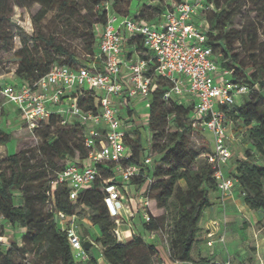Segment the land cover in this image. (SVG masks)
Instances as JSON below:
<instances>
[{
  "label": "trees",
  "instance_id": "16d2710c",
  "mask_svg": "<svg viewBox=\"0 0 264 264\" xmlns=\"http://www.w3.org/2000/svg\"><path fill=\"white\" fill-rule=\"evenodd\" d=\"M30 1L41 5V18L55 9L59 10L57 17L64 26L71 25L74 17L77 18L72 37L81 39L89 54L87 59H82L54 36H33L34 47H38L39 41L44 45L42 55L37 56L30 50L26 41L24 47L14 53L19 60L16 77L27 84L44 77L55 66L78 67L90 63L99 44L96 28L106 25L109 13L157 24L173 4L183 0H167L165 4V0H138L144 4L134 16L123 15L117 10L121 0H0V49L7 51L14 39L12 31L4 30V24L13 15V6L26 7ZM157 2L162 6H152ZM240 3L241 0H207L206 5L211 8L204 13L208 18L206 45L212 48L220 67L233 72L231 81L248 88L240 104L220 109L229 122L239 123L246 129L242 142L248 147L243 157L237 159L235 172L230 175L237 180L236 187L244 204L251 211L264 214V60L257 55L258 35L247 28L241 31L235 28L234 19L241 13ZM88 15L94 20H90ZM236 43L244 50L245 58L235 52ZM126 44L142 58L149 59L144 55L141 38L126 39ZM153 68L151 64V71L147 74L150 77L153 76ZM154 80L148 112L150 147L144 148L141 133L135 128L127 135L126 145L130 147L131 155L123 163L144 167V161L151 152L152 166H145L141 176L132 181V185L143 186L148 178L151 179L152 221L143 223L142 230L145 234L163 236L166 228L170 227L167 243L171 259L180 263H196L192 252L198 242L200 222L204 211L213 205L211 195L218 192V185L207 159H201L210 151L202 152L191 146L190 136L195 132L193 106L176 98L165 100L172 83L159 76H154ZM98 97L95 91L86 90L79 97V104L86 111L97 112ZM0 99L3 115L1 93ZM136 114L129 110L133 122ZM58 122L59 117L54 115L49 122L40 123L39 126L57 127V130L53 134H44L45 145L39 151H22L2 162L7 163V168L6 172L0 169V216H4L13 228L25 231L19 241L13 240L7 247L0 244V264H31L27 255L32 252L42 253V264H99L93 252L94 244L102 247V256L108 264H156L154 258L161 263L157 245L146 240L144 234L138 232L127 243L116 238L115 223L105 204L103 185V179L113 177L112 165H98L102 179H98L92 189L80 193L76 202L70 200L66 185H58L54 196H50L52 184L64 170L67 160L76 157L85 160L89 156L83 127H61ZM10 142L11 135L0 127V146ZM47 152L53 157L47 159ZM55 160H64V164L58 167ZM16 192L21 194V205L15 202ZM52 209L67 215H78L82 209L88 210L89 222L99 227L101 236L89 250L85 249L87 259L75 258L66 232L57 224Z\"/></svg>",
  "mask_w": 264,
  "mask_h": 264
},
{
  "label": "built area",
  "instance_id": "2783aa9c",
  "mask_svg": "<svg viewBox=\"0 0 264 264\" xmlns=\"http://www.w3.org/2000/svg\"><path fill=\"white\" fill-rule=\"evenodd\" d=\"M206 2L183 0L173 4L157 24L111 12L106 25L96 29L99 44L90 63L78 67L55 66L33 84L6 82L4 86L0 85L3 112L9 108L11 117L21 119V124L30 130L49 122L54 115L59 117L62 125L83 127L89 156L85 160L79 157L67 160L64 170L52 184L50 196H54L58 185H66L70 200L76 202L80 193L92 189L95 182L102 179L98 165H112L113 177L103 179L105 204L115 223L114 234L122 243L137 235L133 224L137 214L142 215L145 224L152 221L151 179L148 178L143 186L132 185V181L141 176L145 166H152L153 155L150 152L144 167L127 165L123 161L131 155L126 139L130 132L127 123L133 122L124 113L135 111L137 102L145 104L149 111L154 76L172 83L165 100L176 98L192 105L193 128L204 130L210 137L212 147L205 158L217 181L223 225L227 226L226 204L237 180L228 171L232 159L230 122L220 108L238 104V100L248 93V88L231 81L233 72L223 70L212 48L206 45L208 25L199 23L211 8ZM133 37L142 39L144 55L149 59L142 58L137 51H126V39ZM151 64L154 68L150 77L147 74ZM86 90H93L99 96L97 112L86 111L80 106L79 97ZM11 122L18 124L17 120ZM150 141L151 135L148 148ZM52 212L57 224L66 232L75 258L87 259L78 215L53 209ZM13 231L12 225L0 216V244L3 247L13 241ZM213 236L211 233L208 238L214 239ZM217 241L226 246V235H220ZM207 245L212 247L214 240Z\"/></svg>",
  "mask_w": 264,
  "mask_h": 264
},
{
  "label": "rangeland",
  "instance_id": "374dc122",
  "mask_svg": "<svg viewBox=\"0 0 264 264\" xmlns=\"http://www.w3.org/2000/svg\"><path fill=\"white\" fill-rule=\"evenodd\" d=\"M16 1L17 0H13V2ZM166 1L167 0L164 1V4ZM143 4V2H140L138 0H121V3H119V5L117 6V10L123 15L134 16L137 11L143 6ZM159 4L160 6H162L161 2L153 3L152 6L156 7L159 6ZM239 6L241 13L237 15V17L234 19L235 28L240 31L245 30L247 28L249 31H252L253 34L256 33L258 35L259 53H257V55L261 58V60H264V1L241 0ZM41 8V5L34 1L27 2L26 7L17 5L13 6V15L11 19L4 24V30L6 29L12 31L14 34V39L7 51L0 49L1 86H4L6 81L12 80V78L15 79L16 83L21 82L19 79L16 78L15 74L19 66V60L14 57V53L24 47V41L28 42V44L30 45L29 49L33 50V52L37 56L42 55L45 52L44 45L42 42H38V47L33 46L34 43L32 41V37L36 35L45 36L47 38L50 36H54L57 41L63 42L65 46L78 57L82 59H87L89 52L85 48V43L81 39H73L72 37L78 24L77 18L74 17V20L72 21L71 25L64 26V23L57 17L59 11L58 9L49 12L44 18H41L39 16ZM88 16L90 20H94L91 15ZM199 23L204 24V26L208 25V18L204 16L199 20ZM80 26L84 27L83 24H81ZM62 34H64V36H62ZM234 48L235 52L241 54V56L245 58V52L242 48H240V44L236 43ZM241 102V100H238L237 103L240 104ZM136 111L137 116L135 117V122H128L127 125H129L130 132L133 131L135 128L139 129L143 139V146L146 149L149 145L150 136L148 128L149 111L145 107V104L138 102L136 103ZM2 117L3 116L1 115L0 127L9 132V134L11 135V142L5 146H0V169L5 172L7 168V163H2L3 160H8L10 156L18 154L22 151H39L40 148L45 145L44 134L47 132H51L53 134L57 130V127L48 129L44 125L39 126L37 130H30L25 124H21V119L11 117V121L17 120L18 124H16L14 122L8 123V121L2 122ZM58 125L61 127H66V125H62L60 122H58ZM233 129L229 132L230 134H232V142H234L230 143L231 148L233 149L234 147L240 145L242 149H246L248 145H245L242 142L246 129L242 127V125H240L239 123H235ZM190 141L191 146L194 149L200 150L202 152H209L211 150L212 146L210 137L207 132L202 129L196 130L190 136ZM235 152L238 153L237 150ZM205 155H202L201 159H204ZM45 157L49 159L52 158L53 155L50 152H47ZM55 164H57L58 167H61L64 164V160H55ZM181 185L184 187L183 182L181 183ZM15 202L18 205H21L23 203L21 194L19 192L15 193ZM235 208L236 212L232 214V217L231 215L228 217L227 213L225 215L227 224L229 225V222L231 223V228L229 231H232L234 234H237V239L243 241L246 246H249L257 238L255 236L258 232L264 234V214L261 212L251 211L247 208L245 209L243 205H235ZM78 218L79 233L83 238L84 242H86L88 239L91 243L92 241L95 242V240L101 236V231L99 227L95 226V228H91L89 224L83 221L87 219L89 220L88 210L82 209L78 214ZM133 222L137 231L145 235L142 230V215L137 214L136 217L133 219ZM166 230L167 231H165L163 236H156V238H161L162 241H167V233L170 230V227L166 228ZM20 237H18V239H20ZM146 238L147 237L145 236V239ZM213 238H215V234ZM18 239H16V241H19ZM230 239L227 236L226 242ZM12 240H14V235ZM101 251L102 247L99 244H97L96 246L94 244V252L99 263L108 264L102 256ZM27 259L31 264L41 263L42 253L37 254L36 252H32L27 255ZM154 260L155 262H159L155 258ZM232 260L237 261L235 257L231 256L230 258L229 255H225L220 257L217 262L218 264H234V261ZM257 260L259 261L260 259L257 258ZM20 261L21 258L18 259V262Z\"/></svg>",
  "mask_w": 264,
  "mask_h": 264
},
{
  "label": "crops",
  "instance_id": "0c3cea01",
  "mask_svg": "<svg viewBox=\"0 0 264 264\" xmlns=\"http://www.w3.org/2000/svg\"><path fill=\"white\" fill-rule=\"evenodd\" d=\"M125 46H126L125 47L126 51L127 50L129 52L133 51V48L129 47L128 44H126ZM6 82L16 83L15 79L13 78L12 80H9ZM134 110L135 112H137L136 109ZM11 114L12 113L10 109L6 108L4 111V114L2 115L3 117L1 118L3 119L2 122L8 121V123H12L10 119ZM124 114H125V117L130 118L129 112L124 113ZM130 119L132 120L133 118H130ZM233 128H234V124L230 122L229 132ZM229 135H230L231 143H234L232 142V139H233L232 134L229 133ZM236 150L238 153L235 152ZM244 150L245 148L242 149L240 145L232 149V159L230 160L229 165H228L229 172H235L236 161H237L236 159L243 157ZM211 199H212L213 205L210 208L206 209L203 213V217L200 222V232L198 234V242L195 245L193 252H192V257L196 263H180V262L173 261L170 257V250H169L167 241H162L161 238H156V237L152 238V236H150L147 233L144 235V237L146 236L147 237L146 239L149 242H154L157 245V248L160 252L161 263L156 262V264H218L217 260H219L220 257L225 256V255L227 256L229 255L230 258L231 256L235 257L237 261L232 260L234 261V264H264V261H263L264 234H262L261 232H258L257 235L255 236L257 238L252 242V244H250L249 246H246L245 243H243V241L237 239V234H234L232 231L231 232L229 231L231 228L230 222H229V225L227 224L226 228L224 227L223 220H222L224 218L223 217L224 215H223V209L219 201V193L218 192L213 193L211 195ZM235 205L237 206L243 205L245 209L246 208L249 209L243 203L242 197L240 196V190L238 187H235L233 195L231 196V198H229L226 204V213L228 214V217L230 215L232 217V214L236 212ZM132 207L134 209L136 208V204L134 200H133ZM83 221L89 224L91 228L92 227L95 228V226H93L89 222L88 219L83 220ZM22 232H24L23 229L18 230L14 228V231H13L14 240L18 239V237L21 236ZM211 233L215 234L214 239L208 238V235ZM222 234L226 235V239H227V236L229 239L231 238L229 241L227 240L226 246H223L222 244H220L219 241H217L220 235ZM210 240H214V245L212 247H208L207 245V243ZM92 243L94 244L93 241ZM93 252H94V249H93ZM257 258H259L260 260L258 261Z\"/></svg>",
  "mask_w": 264,
  "mask_h": 264
},
{
  "label": "water",
  "instance_id": "95a60500",
  "mask_svg": "<svg viewBox=\"0 0 264 264\" xmlns=\"http://www.w3.org/2000/svg\"><path fill=\"white\" fill-rule=\"evenodd\" d=\"M91 245H92L91 242H88V241L84 242V248H85L86 250H89L90 247H91Z\"/></svg>",
  "mask_w": 264,
  "mask_h": 264
}]
</instances>
